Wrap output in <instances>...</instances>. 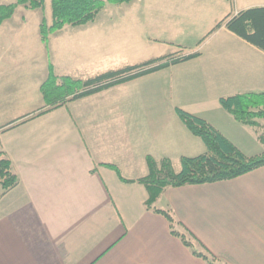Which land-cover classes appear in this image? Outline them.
<instances>
[{"label": "crops", "instance_id": "obj_1", "mask_svg": "<svg viewBox=\"0 0 264 264\" xmlns=\"http://www.w3.org/2000/svg\"><path fill=\"white\" fill-rule=\"evenodd\" d=\"M49 1L43 10L18 6L0 26V152L19 180L6 193L0 187V264H207L171 233L163 215L146 209L148 192L138 180L149 174L148 158L179 170L182 157L207 151L176 109L252 156L234 133L244 125L219 100L264 93V52L224 25L211 31L264 0L106 5L95 22L67 25L45 44L40 24L52 22ZM196 53L35 116L45 109L40 88L50 69L86 81ZM249 128L256 135L260 129ZM155 207L172 214L215 264H264V166L232 180L167 188Z\"/></svg>", "mask_w": 264, "mask_h": 264}, {"label": "trees", "instance_id": "obj_2", "mask_svg": "<svg viewBox=\"0 0 264 264\" xmlns=\"http://www.w3.org/2000/svg\"><path fill=\"white\" fill-rule=\"evenodd\" d=\"M133 0H51L52 22L47 24L42 18L40 34L43 43L65 26L80 27L95 22L106 5L129 4ZM45 0H16L10 5H0V26L11 18L18 6L28 10H43ZM237 37L264 52V6L241 10L235 16L225 18L216 24L211 33L222 26ZM199 54L183 57H161L152 59L139 65H130L124 68L98 75L86 81L58 77L50 69L48 78L41 85L45 109L35 116L61 107L69 101L81 99L113 86L140 78L142 76L163 70L171 65L194 59ZM221 107L241 125L260 128V120H264V93H238L222 97L219 100ZM176 115L191 134L201 139L206 152L197 157L180 159V168L175 170L172 163L163 159L159 162L147 159L149 174L138 180L148 192L145 207L154 213L163 215L169 222L171 233L191 249L192 254L207 262L215 264L205 253L195 249L193 237L187 231L180 230V224L175 221L168 211L157 209L155 203L163 191L171 187L185 185H201L232 180L264 166V155L247 156L223 134L209 125L206 121L193 116L181 109H176ZM22 121L9 123L15 126ZM259 141L264 145V135ZM131 182V181H126ZM19 183L13 172L12 163L3 152H0V187L6 193L14 189ZM195 240V239H194Z\"/></svg>", "mask_w": 264, "mask_h": 264}, {"label": "rangeland", "instance_id": "obj_3", "mask_svg": "<svg viewBox=\"0 0 264 264\" xmlns=\"http://www.w3.org/2000/svg\"><path fill=\"white\" fill-rule=\"evenodd\" d=\"M46 7H47V10H49V11L51 10L50 1H49V3L47 2V6ZM260 121H259L260 122V126L262 124L263 125L258 130V134H257L258 136L256 135V133L251 128L246 127V126H243V128H242L243 130L238 131V133L234 132L237 135L239 134V137H238L237 141L240 144L241 148H243L244 151H246L247 153L249 152L248 154H252V156L253 155H257V154L264 155V145L261 143V141L258 140V137L260 135H264V120H260ZM262 128H263V130H261ZM260 150H262L261 151L262 153H259ZM250 152H252V153H250ZM244 154H245V152H244ZM245 155H247V154H245Z\"/></svg>", "mask_w": 264, "mask_h": 264}]
</instances>
